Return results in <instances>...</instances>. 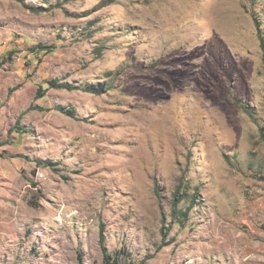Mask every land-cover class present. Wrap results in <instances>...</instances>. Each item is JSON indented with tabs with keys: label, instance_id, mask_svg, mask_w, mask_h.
Wrapping results in <instances>:
<instances>
[{
	"label": "rangeland",
	"instance_id": "obj_1",
	"mask_svg": "<svg viewBox=\"0 0 264 264\" xmlns=\"http://www.w3.org/2000/svg\"><path fill=\"white\" fill-rule=\"evenodd\" d=\"M263 136L264 0H0V264H264Z\"/></svg>",
	"mask_w": 264,
	"mask_h": 264
},
{
	"label": "trees",
	"instance_id": "obj_2",
	"mask_svg": "<svg viewBox=\"0 0 264 264\" xmlns=\"http://www.w3.org/2000/svg\"><path fill=\"white\" fill-rule=\"evenodd\" d=\"M41 47H43V46H40V47L37 48V49H41ZM34 51H35V50H34ZM52 87H55V88H64L65 86H58V85H57V82H53ZM38 97H39V98H40V97L42 98V97H44V94H42L41 92H39ZM60 110H61V111H64V109H60ZM66 113H67L68 115H71V116H74V115H75V111H74V110H67ZM24 132H26V131L24 130ZM263 140H264V136H263ZM2 145H3V144L0 143V147H1ZM41 165H44V167H49V166H51L50 164H47V163H45V164H42V163H41ZM100 245H101L102 251H103V253H104V258H105L106 264H116V263L113 261L111 255H110V254L108 253V251H107L106 244H105V235H104V230H103V229L101 230V235H100Z\"/></svg>",
	"mask_w": 264,
	"mask_h": 264
}]
</instances>
